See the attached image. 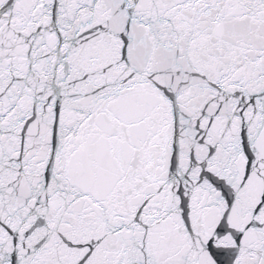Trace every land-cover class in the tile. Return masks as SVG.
<instances>
[{
  "label": "snow or ice",
  "instance_id": "1",
  "mask_svg": "<svg viewBox=\"0 0 264 264\" xmlns=\"http://www.w3.org/2000/svg\"><path fill=\"white\" fill-rule=\"evenodd\" d=\"M0 264H264V0H0Z\"/></svg>",
  "mask_w": 264,
  "mask_h": 264
}]
</instances>
